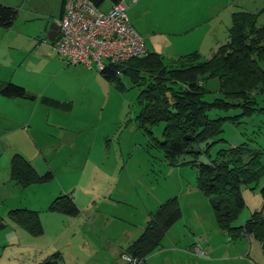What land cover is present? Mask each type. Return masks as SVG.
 Wrapping results in <instances>:
<instances>
[{"label": "rangeland", "instance_id": "obj_1", "mask_svg": "<svg viewBox=\"0 0 264 264\" xmlns=\"http://www.w3.org/2000/svg\"><path fill=\"white\" fill-rule=\"evenodd\" d=\"M122 1L136 27L142 25L145 29L153 25L158 6H150V1L144 5H139L140 0L135 5L130 0ZM199 3L191 6L189 15H192V25L197 26L195 31L204 30L206 34L198 40L197 49L184 51L182 56L196 52L203 60L210 59L228 41L233 14L252 15L257 26L264 25V0H202ZM0 4L17 10L11 26L0 29V78L19 83L36 96L49 95L73 103L71 113L65 115L73 123L64 127L62 148L53 155L58 157L57 162L49 163L57 177L52 183L69 187L76 181L84 211L96 215L90 225H83L89 218L82 212L72 216L80 225L62 223L47 210L57 197L46 201L45 189L34 185L33 192L24 197L33 202L41 233L26 231L30 240L7 246L0 264H40L55 254L62 256L59 264H104L103 252L118 240H124L127 233L133 234L136 240L141 235L137 226L157 224L153 218L159 217L155 213L163 205L168 213L178 209L180 218L162 232L158 246L144 258V264H264V249L256 239L230 238L219 228L208 199L198 188L197 168L191 164H210L219 150L243 142L251 148H264V111L224 120L219 135L207 143L192 142L188 151L197 153L181 154L171 164L160 146L164 123L146 126L149 134L135 121L140 109L139 88L129 78L122 77L119 83L105 80L87 83L62 69L73 65L57 54L47 34L62 14L63 0H0ZM109 6L105 2L104 7ZM204 15L210 16L208 21ZM149 53L167 61L182 57ZM92 71L97 74V70ZM205 86L209 91L205 101L220 97L216 79L209 80ZM239 113L238 108L207 112L214 119L232 118ZM49 132L50 137L55 136L52 128ZM73 139L74 149L67 143ZM261 162L263 175L258 181L241 187L244 209L232 227L243 226L262 207L264 156ZM48 191L54 194L55 190ZM85 192L94 199H85ZM168 235L172 236V243ZM118 264L126 263L119 260Z\"/></svg>", "mask_w": 264, "mask_h": 264}, {"label": "trees", "instance_id": "obj_2", "mask_svg": "<svg viewBox=\"0 0 264 264\" xmlns=\"http://www.w3.org/2000/svg\"><path fill=\"white\" fill-rule=\"evenodd\" d=\"M90 1L97 7H104L105 2L115 4L122 0ZM16 15V9L0 4V29L9 28ZM98 73L108 83H119L122 77H127L139 88L137 104L140 109L135 121L149 134L146 126L164 123L160 146L173 164L181 154L197 153L188 151L192 142L207 143L219 135L224 120L264 111V25L257 26L252 15L236 13L232 15L228 41L208 60H203L196 52L169 61L147 52L122 65H107ZM212 79L218 81L220 97L207 102L204 97L209 91L205 85ZM0 95L35 100L23 87L12 82H0ZM43 102L47 106L61 107L58 101L44 98ZM230 108H238L240 113L232 118L215 119L207 114L211 109L226 111ZM263 156L264 148H251L243 142L219 150L210 164L191 162L197 168L198 188L208 199L219 228L230 238L245 236L253 237L260 244L264 242V187L261 209L243 226L232 227L244 209L241 187L258 181L263 175ZM10 177L21 187H28L50 181L53 174L39 175L20 155H14ZM47 210L71 217L79 214L72 198L66 195L55 198ZM155 215L159 216L153 218L157 224L147 223L141 235L122 251L120 259L127 255L144 264V258L158 246L162 232L180 218V211L175 209L168 213L163 205ZM8 217L30 234L41 233L40 220L33 210H11ZM61 260L62 256L55 254L40 264H59Z\"/></svg>", "mask_w": 264, "mask_h": 264}, {"label": "crops", "instance_id": "obj_3", "mask_svg": "<svg viewBox=\"0 0 264 264\" xmlns=\"http://www.w3.org/2000/svg\"><path fill=\"white\" fill-rule=\"evenodd\" d=\"M148 1L151 2L149 4L150 6L159 7L152 26L143 29L141 25L138 28L134 24V19L129 18L132 26L143 39L146 53H171L170 55H172V58H177L182 56L181 53L184 51L187 53L188 51L197 49L195 47L200 44L198 40L206 33L204 30L195 31L197 26L192 25V15L189 14H191V6L201 4L199 1L202 0H140L139 5H144ZM193 12L194 9H192V13ZM204 16L205 20L210 17L207 15ZM205 28H207V26ZM185 37L186 39H183ZM51 46L54 48L53 42H51ZM62 69L64 71L68 70L72 75L77 77L79 81H86L87 83L90 81H97L100 83L101 80H104L99 75L98 71L96 74L93 73L92 69L80 65H73L68 68H63L62 66ZM0 82L11 81L1 80L0 78ZM20 85L21 84H19V86ZM26 91L33 95L35 100L6 98L0 95V257L4 256L7 252V246L14 243L17 244L18 241L30 240L29 238H31L25 230L11 222L8 213L15 209L35 210L33 202L24 197L26 194H31L33 192L34 185L21 187L11 180L10 166L11 159L14 155H20L39 175L52 172L53 178L50 181L41 184L40 186L42 187L36 184L37 188L45 189L42 190L44 192L43 194L47 195L46 201H49L50 197L69 196L72 198L79 212L84 213L89 218V221L83 222V225L93 224L96 218L94 213L88 214L84 211L85 207L83 206L85 204L76 191V181L75 184L69 187L61 183L55 185L52 183L54 179L57 180V177L54 171L51 170L49 163H53V161L57 162L56 160L58 157L56 158L53 155L54 153L57 155L60 148H62V139L64 136L62 132L66 131L64 127H68V125H72L73 123L69 122L65 116L71 113L73 103L69 100L63 101L51 98L49 95L36 96L28 90ZM44 98L58 101L61 107L55 108L47 106L43 102ZM50 128L56 132L55 136L50 137ZM51 138L55 139L54 142H52ZM67 143L72 149L76 147L74 139ZM48 190H55L54 194H50ZM89 196H92V194L87 192L84 193L85 199H94ZM106 202L110 203V201ZM94 210H96V207ZM52 216L58 221L70 226L73 224L77 226L80 225V221H75L71 216L59 213H53ZM143 227L142 225L137 226L139 234L143 232ZM171 238L172 236L168 235V239L172 243ZM133 241L134 235L131 233H127L124 240H118V243L113 244V247L103 252V257L105 259L104 264H118V261L121 260L119 258L120 254ZM63 259L65 261L64 257Z\"/></svg>", "mask_w": 264, "mask_h": 264}, {"label": "built area", "instance_id": "obj_4", "mask_svg": "<svg viewBox=\"0 0 264 264\" xmlns=\"http://www.w3.org/2000/svg\"><path fill=\"white\" fill-rule=\"evenodd\" d=\"M126 10L123 1L105 8L95 6L90 0H64L62 15L56 21L54 49L67 64L98 72L107 65H122L143 57L146 54L143 39L132 26ZM121 260L127 264L143 263L127 255H122Z\"/></svg>", "mask_w": 264, "mask_h": 264}, {"label": "water", "instance_id": "obj_5", "mask_svg": "<svg viewBox=\"0 0 264 264\" xmlns=\"http://www.w3.org/2000/svg\"><path fill=\"white\" fill-rule=\"evenodd\" d=\"M57 30H58V27H57L56 21H54L53 24L50 26L49 32L47 34V40L49 42H54L55 41V38H56V35H57ZM188 139H191V138L188 137ZM262 247L264 249V242L262 243Z\"/></svg>", "mask_w": 264, "mask_h": 264}]
</instances>
